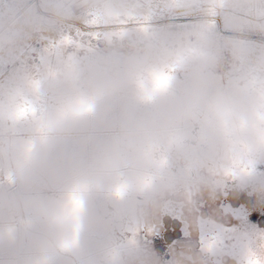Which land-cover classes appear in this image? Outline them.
<instances>
[{
    "label": "rangeland",
    "instance_id": "1",
    "mask_svg": "<svg viewBox=\"0 0 264 264\" xmlns=\"http://www.w3.org/2000/svg\"><path fill=\"white\" fill-rule=\"evenodd\" d=\"M245 23L247 29L241 33ZM144 40L159 46L183 42L181 66L170 76L168 98L199 97L191 119L149 133L144 120L153 118L154 104L142 102L135 88L125 87L100 101L94 113L75 121L66 135L45 137L40 123L67 89L57 86L37 93L32 87L77 66L102 81L111 64ZM14 85L26 93L34 114L17 121L0 118V222L22 219L25 242L54 234L44 213L69 196L74 165L96 160L106 168L105 157L139 146L129 152L127 164L116 175L105 170L98 186L75 194L78 201L84 196L78 247L57 251L50 264H237L240 253L226 256L200 246L199 221L189 231L190 218L185 216L184 233L182 218L163 208L130 224L108 226L121 203L115 195L121 183L137 175L143 177L146 190L179 181L166 201H179L182 207L194 197L199 218L233 226L224 230L230 235L226 243L241 239L257 247L254 238L264 234V196L255 192L264 184L261 0H0V102ZM216 101L238 113L227 131L204 127ZM229 141L235 151L220 163ZM45 148V165L28 183L9 178L24 152ZM202 182L213 191H198ZM73 200L69 204L76 208ZM142 202L143 196H138L127 203L134 207Z\"/></svg>",
    "mask_w": 264,
    "mask_h": 264
},
{
    "label": "clouds",
    "instance_id": "2",
    "mask_svg": "<svg viewBox=\"0 0 264 264\" xmlns=\"http://www.w3.org/2000/svg\"><path fill=\"white\" fill-rule=\"evenodd\" d=\"M183 42L176 41L167 46H159L151 41H137L127 50V53L118 63L109 66V76L96 81L89 77L88 70L77 66L72 72L65 75L52 74L47 82H41L39 87H32L33 92H42L48 89L63 86L67 94L63 96L55 110L41 121L45 137L53 139L66 135L71 130L72 124L81 117L96 111L97 105L104 98L114 95L125 87L136 89L138 98L144 103L154 104L153 118H145L144 127L151 133L153 129L163 132L165 129L191 119L194 109L201 103L199 97L169 99L168 87L156 86V79L161 74L171 76L182 62ZM30 102L26 93L19 86H12L6 99L0 102V118L17 121L34 114V109L28 106ZM238 118V113L230 105L222 101L213 103L204 118V127L207 130L220 129L227 131L229 126ZM139 146H137L138 148ZM137 148H122L111 157H105L106 168L97 165L96 160L88 164H76L72 168L71 185L67 188L69 196L55 208L44 213L45 221L53 226L54 234L45 241L33 240L32 244L37 253L35 264H40L44 258L49 259L57 251H75L78 247V237L83 227L84 196H79V207L73 208L69 204L70 198L82 189H92L98 186L103 172L106 170L110 176L118 173L119 168L127 164L130 151ZM235 151L233 142H226L223 146L224 159ZM47 148L43 151H26L15 162V167L9 176L13 181L28 183L39 168L46 162ZM154 166H150L152 168ZM179 186V181L167 188L160 189L154 186L146 190L143 177L137 175L125 180L116 193L118 204L108 221V226L116 223H133L143 216L156 214L162 210L166 196L173 188ZM198 191L212 192V186L202 182L197 187ZM255 192L264 196V184L257 185ZM138 196H143V202L137 206H130L128 201H137ZM253 247L246 241L239 242L240 255L237 264H264V234L254 238ZM258 248V250H257ZM12 264H15L13 260Z\"/></svg>",
    "mask_w": 264,
    "mask_h": 264
},
{
    "label": "crops",
    "instance_id": "3",
    "mask_svg": "<svg viewBox=\"0 0 264 264\" xmlns=\"http://www.w3.org/2000/svg\"><path fill=\"white\" fill-rule=\"evenodd\" d=\"M64 200H56V206H60ZM22 219H9L7 221L0 222V264H12L13 260L15 264H35L37 259V253L33 247V240L45 241L50 238L49 233L42 237H37L28 242H25L23 235L25 236L26 230L23 227ZM25 242V243H24ZM50 258H44L40 261V264H50Z\"/></svg>",
    "mask_w": 264,
    "mask_h": 264
},
{
    "label": "flooded vegetation",
    "instance_id": "4",
    "mask_svg": "<svg viewBox=\"0 0 264 264\" xmlns=\"http://www.w3.org/2000/svg\"><path fill=\"white\" fill-rule=\"evenodd\" d=\"M167 201H171L174 204L175 213H179L180 208H181L180 207L181 203L179 201H172V200H167ZM166 202H165V204H166ZM165 204H164V206H165ZM164 206H163V211L166 214H168V215H170L172 217L178 216L175 213L171 214V213L165 211L164 210ZM235 211L237 213H240V214L244 212L242 209H237ZM200 218L202 219V221H199V223H200V231H201V233H200L201 238L207 239V238H211L213 236L217 237V240L215 242V246L212 247V248H209L210 252L211 251L219 252V254H224L226 256L229 255V254L233 256L235 254H239L240 253V249H239L238 245H239V242L242 241L241 239H239L238 242H235V243H233V245H231V244L226 243L223 238H220L221 234L224 233L225 229L232 228L233 226L226 225V224L218 222V221H216L214 219H206L205 220V218H203V217H200ZM207 222L210 224V226H207ZM214 228H217V230H214ZM182 231L184 233L187 232V227H186V223L185 222H184ZM233 232H234V230H233ZM234 233H236V232H234ZM208 234H210V236H206ZM239 234L240 233L236 234L237 238H238ZM203 247L207 248L206 246H203Z\"/></svg>",
    "mask_w": 264,
    "mask_h": 264
},
{
    "label": "snow or ice",
    "instance_id": "5",
    "mask_svg": "<svg viewBox=\"0 0 264 264\" xmlns=\"http://www.w3.org/2000/svg\"><path fill=\"white\" fill-rule=\"evenodd\" d=\"M261 3L264 4V0H261ZM223 8L224 6L221 5ZM251 14V13H249ZM215 21H213L212 27H215ZM247 29V24H242L239 28V31L243 33ZM227 31V29H226ZM71 43V40L68 41ZM170 76L167 74H161L160 76L157 77L156 79V86L157 88L163 87L167 84L169 81ZM74 207L78 208L79 207V201L74 198L73 200ZM199 205L197 203V200L194 197H189L186 203V206H182L180 208L179 213H175L179 215L182 219L185 218V216L189 217V222H188V228L189 231H191L192 226L197 223L198 221H202L201 218H199V212H198ZM223 239L230 238V235L225 231L223 234H221V237ZM217 240L216 236H213L211 238H201L200 239V246H206L208 248H212L215 246V242Z\"/></svg>",
    "mask_w": 264,
    "mask_h": 264
},
{
    "label": "bare ground",
    "instance_id": "6",
    "mask_svg": "<svg viewBox=\"0 0 264 264\" xmlns=\"http://www.w3.org/2000/svg\"><path fill=\"white\" fill-rule=\"evenodd\" d=\"M181 207V205H180ZM164 210L171 213V214H174L175 213V207H174V204L171 202V201H167L165 206H164ZM175 218L177 217H180L179 215L178 216H174ZM181 222H182V229H183V225H184V222L187 223L185 220L181 219ZM187 227V225H186Z\"/></svg>",
    "mask_w": 264,
    "mask_h": 264
}]
</instances>
